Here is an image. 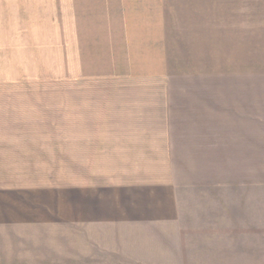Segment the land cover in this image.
<instances>
[{
	"label": "rangeland",
	"instance_id": "obj_1",
	"mask_svg": "<svg viewBox=\"0 0 264 264\" xmlns=\"http://www.w3.org/2000/svg\"><path fill=\"white\" fill-rule=\"evenodd\" d=\"M17 1L23 16L0 17V83H39V108L59 112L68 83L169 81L183 132L160 219L69 235L68 206L51 198L39 240L13 236L19 257L0 264H264V0ZM195 7L213 20L197 37L180 32Z\"/></svg>",
	"mask_w": 264,
	"mask_h": 264
},
{
	"label": "crops",
	"instance_id": "obj_2",
	"mask_svg": "<svg viewBox=\"0 0 264 264\" xmlns=\"http://www.w3.org/2000/svg\"><path fill=\"white\" fill-rule=\"evenodd\" d=\"M18 3L0 0V17L8 25L16 11L25 13ZM200 9L195 7L194 18L182 19L180 32L197 37L198 26L212 25L206 12L199 21ZM215 31L206 30L207 39H217ZM174 59L191 67V56ZM205 61L211 64L212 58ZM169 83H68L61 106L66 114L39 108V83H0V235L6 240L0 257L6 252L10 260L18 259L21 248L13 236L28 240L34 234L39 240L45 214L40 206L51 198L68 206L69 235L77 230L103 235L111 220L117 230L160 219L174 191L172 156L181 148L177 136L183 132L182 123L172 126ZM139 243L134 240L133 249ZM89 248L104 249L100 243Z\"/></svg>",
	"mask_w": 264,
	"mask_h": 264
}]
</instances>
